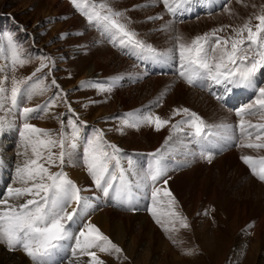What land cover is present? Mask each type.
<instances>
[{
	"label": "rangeland",
	"instance_id": "374dc122",
	"mask_svg": "<svg viewBox=\"0 0 264 264\" xmlns=\"http://www.w3.org/2000/svg\"><path fill=\"white\" fill-rule=\"evenodd\" d=\"M48 1L49 0H0V65H5L6 69L5 75L3 77L0 76V120L9 119L8 121L11 125L13 123L16 124L14 135H8V132L6 131L8 129L6 126L3 131L0 132V150L2 149V142H6V147H4L2 151L6 154L7 158L8 156L11 157L8 162L9 173L5 175V177L2 176L3 182L1 184V189H5L4 192L6 191L7 193L6 196L0 197V201L8 197V188H14L15 186L12 185L15 183V176L13 174L11 176V173L14 172L12 166L16 163L15 166L18 165L17 167H19V162L25 160V157L21 155L24 148L19 134V129L23 126L25 121H23L22 124L19 123L20 126L17 124V121L14 118L17 106L14 109V106L10 101L13 81L23 80L26 81V84L20 86L22 92L17 98V103L19 102L18 105H21L22 111L24 108L36 109L39 106L48 105L50 101L54 102L48 107L50 111L48 115H46L47 118L45 121H40L41 118L36 115L31 117L32 123L45 125V128L42 130L51 133L52 137L56 139H59V135L61 131H63L64 136L70 140L73 134V125L77 127L78 135L76 143H79L78 147L80 146V148L79 151H77L78 155L76 161L78 163L75 162L79 164L81 170L89 179H92V177L88 174L87 168L84 164V147L89 139L93 138L97 132H101L103 133V140L106 144L115 145L120 150L118 157L122 168L124 167L123 169L126 170L125 173L129 181L128 190L131 198L129 197L130 199L125 205L115 199L114 193L113 196L109 194L110 196L108 195L107 198V196L101 191V193L99 192L100 198L106 201L104 205L109 206L112 210L114 209V211L117 210L130 216L139 213L148 216L151 225L156 227L161 234H164V236H167L168 233H172L173 230V233L168 235L169 239H167L169 240L170 245L175 249L176 256L183 259L180 264H190L186 259L188 252L184 251L185 249L192 250L190 248L191 246H193L192 248L195 252H193L190 257L192 259L202 257V252L198 250V245L202 242V236L199 235L195 237L190 235L189 239L185 236L186 239L183 242L186 247L181 250L182 243L180 244L177 242L179 235L176 233L179 229H169V227H167V225H169V219L164 218L160 214V208L166 205L168 207V212L171 210L176 211L180 216L184 217L185 220L187 219L186 222L190 221L198 230H201L204 227V224L209 221L210 224L206 229L207 235L210 236L212 234L211 232H217L216 234H218L219 238L224 237V235L228 238L230 242L226 240V242L228 241V246L223 251L221 257L217 262H210L209 264H264V234H262L259 239L260 242L258 249L252 248L255 247V212H250L248 219L243 223L240 222V217H238V215L237 221L239 223L231 231L228 225V220L223 216L222 212H219L210 204V206H207L205 209H200L199 204L195 201V196H192L196 189L195 184L197 181H195V176L200 175V173L192 176L190 179L191 181L189 180L188 186L184 189L182 194V196L187 199L191 198L189 201H192L193 203L195 201L196 206L194 204L195 208L193 207L189 214L186 213L181 200L177 197L173 188H170L169 192H171L172 197L174 196L173 198L176 202L175 205L170 206L169 200L171 198H166L164 195H162V198L160 193L157 197V203L154 205L151 198V182L149 181V186L145 188L142 184L138 183L136 178H133L135 176H132L135 170L138 171L142 177L145 176L152 165V154L160 149L164 153V162L167 165V171L164 176L156 181L155 187L157 188L160 187L161 189L162 186L164 187V181L166 180L168 182L173 173L175 175H180L199 165L203 167V174L201 172L200 178H204L205 175L209 176H207L199 186H203L204 189L216 186L217 190H219L218 193L221 195V197L219 196L220 198H225V196H227V198H233L236 199L235 201H239L240 199L236 194L240 189L238 186H244L248 179L255 180L256 183L258 185L260 184L264 189V181H261L257 175H254L249 165L242 160L243 156L253 157V162L256 163L257 172H259V161L261 158H264V148H248L243 145L248 143H264V136L258 141L255 137L259 130L256 128H248L251 136L242 137L239 128L241 119L245 121L246 127L249 124L264 125V112H262L259 109V106L255 104L258 89L247 87L235 88L229 86L231 90L225 91V86L212 84L209 81H203L202 83L197 82V84L190 86L186 80L179 75L181 68L179 55L176 51L177 41L175 40L177 36H180L182 38L181 42L190 44L193 38L212 33H215V36L227 38L234 35L232 28L242 27L245 23H249L252 29L255 30V26L258 23L256 17L264 15V0H169V3L172 4L174 8H176V3L180 4V6L172 13L166 9L163 0H86L87 5L105 4L113 12L121 13V16L119 17L120 22L124 23L129 31L136 34L135 38L137 40L155 49L156 55L133 48L130 45H120L118 38L114 39L111 34L105 33L101 27H98L95 23H90L87 16L82 14L74 5L73 0H57L60 3L67 4L70 10H72V14L83 22L82 29H76L78 27L74 25H69V28L66 16L60 13L55 15L48 12ZM81 6H85L83 0H81ZM225 9H228V11H225ZM87 10L89 12L92 11L91 7H88ZM219 15H222L223 18ZM206 21L207 24H205ZM165 22L168 24L170 23L171 25L166 23L165 26ZM197 22L201 23L200 29L192 30V26ZM159 24L161 25L159 26ZM58 25H60V27L64 26L65 28H60ZM174 26L176 28H174ZM172 29L175 31L173 32ZM217 29H222V31L217 32ZM8 35H11L13 41L16 43L19 54L24 59L23 64L17 63L13 65L12 52L7 43ZM243 35L246 38L247 33L245 32ZM102 43L105 44L108 49L113 51L117 60L122 59L130 65L127 67L123 64L121 67H116L114 71L104 74L100 78H93L91 76L83 77L85 71H78L76 68L79 64L77 63L84 58L90 57L96 49L102 48L100 47L103 46L101 45ZM72 48L78 49L79 52L77 51V55L71 58L69 53H74L73 51L71 52ZM44 57H47L48 59L45 60L43 59ZM41 64H46L47 66L41 71H37V69L41 67ZM59 64L62 66H59ZM125 67L129 70L125 71ZM85 70H88V68ZM118 70H120V73ZM141 75L143 77H141ZM30 77L31 79H29ZM154 78H162V80L166 78V80H164L166 84L164 81H161L154 88L152 87L153 85L149 84V87L140 89L138 92L135 91V88L143 85L147 80ZM37 80H42L43 85L47 90L42 94L33 95L31 94V87L35 86ZM254 80L258 86H264V69H261ZM53 81H55V84H53ZM176 84H182L190 94H198L196 101L193 99L194 96L192 94L187 98L188 103L193 104L195 102L196 106L182 102L171 103V97L177 86ZM127 90L130 91L131 97L126 98L130 99L129 101L133 104L135 103V105L123 110L118 108L108 115L96 117L97 112L102 109V107L104 108V106L114 104V101L119 94L126 96L127 93L125 92ZM249 105L253 106L252 111L255 114L243 113L241 116H237V112L241 108H248ZM185 108L188 109L190 113H195L199 116L204 123L209 126L214 135L209 136L204 140H197L190 135L192 130L184 126L183 131L175 132L171 135V139H169L170 133L173 132L171 125L186 119L183 113L180 115H174V110ZM216 108H218L217 110L219 111H217ZM69 109H71V111H69ZM203 110L206 111L203 112ZM129 113L136 114L137 116H159L161 119L169 120L170 123L159 131H157L153 125L149 124H141L138 127L122 128L123 118ZM8 114H11V116ZM221 125L227 126V130L220 129L218 126ZM132 134L138 135L139 137L136 139L135 144L131 143L133 146L130 147L134 150L128 151L126 150V147L122 146V141L124 140L123 144L127 146L128 144L125 143V139ZM141 134L158 135L160 138L155 147L146 150L148 143L143 137L141 138ZM166 140L168 141L167 144H165ZM70 149L71 148H68L67 151ZM52 151L58 157L59 147L57 146L52 149ZM108 151L111 154V149H108ZM201 152H211V161L201 158ZM231 153L234 155L236 163H240L244 168V172H232L234 170L232 161L228 165L226 164V170L228 171L227 176H231L235 180L231 178V180L228 181L227 177L228 183H226L221 190L218 186V181L216 180V177L218 176L216 170L213 169V171L209 173L206 168H211L217 160ZM44 155L45 160L39 162L45 164L47 167V153L45 152ZM2 162V158H0V163ZM114 165L115 161H112L110 166L118 175V171L114 168ZM230 166L233 168H230ZM11 168L13 169V172L11 171ZM49 171L53 173L63 171L68 177L67 169L64 167V164L62 166L60 165L58 159L56 160L55 166L51 167ZM0 173L2 174L1 170ZM193 177L194 181H192ZM68 179L70 178L68 177ZM200 181L201 180H199V182ZM94 186L96 185L94 184ZM140 188L142 189L141 191ZM139 191H143V193H140ZM2 193L3 190H1L0 195ZM111 196L113 198H111L112 200L110 199ZM88 199L91 200L92 198L89 197ZM13 200L14 199L10 202L12 203ZM139 202L141 206L137 212ZM151 203L153 205H151ZM163 203L166 205H163ZM14 204L19 203L15 202ZM152 207L155 208L157 218L161 221L159 224L156 222V219L153 218L152 213L149 212V208ZM239 214H241V212ZM90 221V218L85 219L84 225L80 230L84 229L85 225H88ZM204 221L206 223H204ZM166 227L168 230H165ZM135 231H137V229H134V234L136 233ZM225 231L226 233L224 234ZM72 233L74 236L79 234L74 233L73 231ZM237 240H240L243 244L242 248L235 253L234 249ZM62 244L63 253L62 255L60 254L62 258H60L58 261L59 263L57 264H60L61 261L62 264H74L78 261L73 258L66 260L67 252H72L71 247L75 244L74 239L64 241ZM2 245V247L8 249L5 244ZM7 251L10 255L15 253H20L22 257L25 255L21 249L13 250V252L9 251V249ZM98 252H96V255L100 253L102 255H113L112 253L114 251L111 252V254L100 251ZM163 253V251L155 252V254L149 256L148 261L147 258L144 257L142 250L139 255V260H137L136 263L132 260L130 261L128 257L124 258L122 261H118L117 258L114 257V263L179 264L175 263L173 260L167 259L166 256H164L165 253ZM77 256L81 260L83 257L84 259L88 257L79 252H77L75 257ZM216 256L217 255L213 254L211 257L213 261H215L214 259H216ZM23 258H27L28 261L33 264L32 260L29 257H26V255Z\"/></svg>",
	"mask_w": 264,
	"mask_h": 264
},
{
	"label": "snow or ice",
	"instance_id": "6c2138e0",
	"mask_svg": "<svg viewBox=\"0 0 264 264\" xmlns=\"http://www.w3.org/2000/svg\"><path fill=\"white\" fill-rule=\"evenodd\" d=\"M163 2L170 13L180 6L179 3H176V8H174L169 0H163ZM73 3L82 14L87 16L90 23H95L105 33L111 34L114 39L118 38L120 45H130L133 48L156 55L155 49L137 40L136 34L129 31L127 26L120 22L121 13L113 12L105 4L87 5L86 0H83L84 7L81 6V0H73ZM88 7H91V12L87 10ZM256 19L258 23L255 30L249 23H245L242 27L232 28L234 35L227 38L215 36V33L204 34L193 38L190 44H185L181 42L182 38L177 36L176 51L179 55L181 68L179 75L190 86L197 84V82L209 81L212 84L225 86V91L231 90L229 86L258 89L255 104L264 112V86H258L254 80L261 69H264V35H262L264 34V15H259ZM216 31H222V29ZM245 32L247 33L246 38L243 35ZM7 43L12 52L13 65L23 64L24 59L20 56L18 47L11 35L7 36ZM43 59L48 58L44 57ZM46 66V64H41L37 71H41ZM23 84H26V81H13L10 94V101L13 106L16 105L18 95L22 92L20 86ZM46 90L43 81L37 80L35 86L31 87V94H42ZM53 103L50 101L44 108L47 109ZM252 108V105H249L248 108H241L237 112V116H241L243 113L255 114ZM33 111L35 110L32 108L23 109L21 115L25 122L19 129V134L25 150L27 151L30 147L34 158L25 160L23 166L16 169L17 180L23 186L8 188V197L0 201V244H5L10 251L23 250L33 264H57L55 257L57 252L63 248L62 242L74 239L75 244L71 247L74 257L79 252L90 258L88 264H103L96 252L91 251V249H99L100 252L109 254L113 251L120 253L121 249L91 224L85 225L78 235H73L70 222L73 221L78 210L87 207V199L81 197V189L68 179L63 171L56 173L49 171L51 167L55 166L57 159L61 166L64 164L65 156L68 155V148H76L77 127L73 125V134L70 140L64 136L63 131H61L59 139L53 138L51 133L27 123L29 114ZM181 113L186 119L171 125L173 132L170 133L169 139L175 132L183 131L184 126L192 130L190 135L197 140H204L214 135L209 126L195 113H190L186 108L174 110V115ZM6 123V121L0 120V132L3 131ZM169 123V120L161 119L159 116H137L129 113L123 118L122 128L149 124L159 131ZM218 127L227 130V126ZM239 128L242 137L251 136L248 128L259 130L255 137L256 140L259 141L264 136V125L249 124L246 127L245 121L241 119ZM167 143L166 140L165 144ZM57 146L59 147L58 157L52 151ZM243 146L264 148V143H248ZM108 149H111V154ZM45 152L47 153V167L39 162L45 160ZM119 152L120 150L115 145L104 142L103 133L97 132L84 147V164L94 184L105 196L114 190L115 199L124 203L127 200L129 181L120 164ZM200 155L203 159L209 161L212 159L211 152H201ZM152 157L153 161L148 173L139 177L138 183L147 188L148 182H151V198L155 205L161 191L155 187V183L166 174L167 165L164 162V153L160 149L153 153ZM242 160L249 165L254 175L264 181V158L259 161V172H257V165L253 162V157L243 156ZM112 161H115L114 168L118 171V175L110 166ZM164 183L167 184V181L165 180ZM164 196L171 198L169 200L170 206L175 205V199L172 198L171 192L167 189L164 190ZM12 199H23V202L14 204L10 202ZM73 202L76 207L68 211ZM149 212L152 213L158 224L161 223L154 207L149 208ZM167 215L173 229L176 223L182 227L188 226L185 218L176 211L171 210ZM165 230L168 228L166 227Z\"/></svg>",
	"mask_w": 264,
	"mask_h": 264
},
{
	"label": "bare ground",
	"instance_id": "6f19581e",
	"mask_svg": "<svg viewBox=\"0 0 264 264\" xmlns=\"http://www.w3.org/2000/svg\"><path fill=\"white\" fill-rule=\"evenodd\" d=\"M237 8H239V7H237ZM47 10H48L49 13H53L55 15L56 14L58 15L59 13L60 14H63L68 19V23H67L68 26L69 25H74V26H77L78 27L76 29H82L83 22L80 21L79 18H77L76 16H74L72 14V10H70V8L67 6V4L60 3L57 0H49L48 3H47ZM158 12H159V10H158ZM240 12H242V11H240ZM138 14H139V12H138ZM150 15H149V17H150ZM222 15L221 16L219 15V16L221 18H223ZM134 19H136V18H134ZM211 21H213V20H211ZM166 23L167 22H165V26H166ZM205 24H207V21H206ZM160 25L161 24H159V26ZM58 26L60 27V25H58ZM169 27H167V28H169ZM200 27H201V23L200 22H197V23H195L194 26H192V30L200 29ZM60 28H65V27L64 26H61ZM69 28H70V26H69ZM174 28H176V27L174 26ZM174 31L175 30H173V32ZM65 32H66V29H65ZM173 34H172V36H173ZM176 36H174V37H176ZM175 40H176V38H175ZM148 41H150V40H148ZM101 45H103V46H100L102 48L96 49L95 52L92 53L90 57L84 58V59L80 60L79 63H77V64H79V66H77L76 69L78 71H80V72L85 71L84 74H83V77H89V76H91L93 78H100V77H102V75L108 74V73H111L112 71H114L116 69V67H121L123 64H125L127 67H128V65H130V64L124 62L122 59L117 60L115 54L113 53V51H111L110 49H108L105 44L102 43ZM72 51L74 52L73 54H70L68 52L69 55L71 56V58L73 56L77 55L76 53H77L78 49H76V48L73 49L72 48L71 49V52ZM59 66H62V65L59 64ZM86 68H88V70H85ZM120 70H118L119 73H120ZM128 70L126 68L125 71H128ZM5 73H6L5 65H2L1 64L0 65V76L3 77L5 75ZM106 76H108V75H106ZM141 77H143V76L141 75ZM164 80H166V78H164ZM164 80H162V78L149 79L143 85L138 86L137 88H135V91L138 92V91H140V89L149 87V84L153 85L152 87L154 88L161 81L163 82ZM168 80H169V78H168ZM164 83H165V81H164ZM176 85L177 86H176V88L174 90V93H173V95L171 97V103L182 102V103H185V104H188V105L196 106L195 105V102L193 104H190V103H188V100H187V98L192 93L190 94V92L187 89H185L182 86V84L181 85L180 84H176ZM161 86H162V84H161ZM238 88H240V87H238ZM172 89H173V87H172ZM125 93H127L126 96L119 94L116 97V100L114 101L115 102L114 104H111V105H108V106H104V108L102 107V109H100L97 112L96 117H101V116L103 117L104 115H108L113 110H116L118 108L121 109V110H123V109H127V108L135 105V103L133 104L132 102L129 101L130 99H127V98H130L131 97L130 91L127 90ZM192 95L194 96L193 99L196 101V99L198 98V94L193 93ZM204 101H206V100H204ZM207 101H208V99H207ZM209 103H210V100H209ZM209 103H208V106H209ZM44 106L45 105H42V106H39L36 109H34L35 111H33L32 113L29 114V117L27 119V121H28L27 123L33 125L36 128H39V129L45 128V125H39L37 123L35 124V123H32L31 122V117L32 116H36V115H37V117L39 116V118H41L40 121L43 122V121L46 120V118H47L46 115H48L50 109L49 108L45 109ZM203 107H205V106H203ZM20 108H21V105L20 106L18 105L17 108H16L15 116H14V118L16 119L18 125H19V123L22 124L23 121H25V119L21 115L22 108L21 109ZM218 108H216V110ZM216 110H215V112H216ZM204 111H206V110H203V112ZM217 111H219V110H217ZM200 112H202V111H200ZM218 113H216V114H218ZM224 113H225V111H224ZM214 116H215V114H214ZM219 117H221V116H219ZM226 117H228V116H226ZM212 119H213V117H212ZM8 120H6V119L4 120V121L7 122L6 123V128L8 130H6V131L8 132V135L10 134L12 136V135L15 134L14 132L16 131V129H15L16 128V124H14L12 122L13 124L11 125ZM140 136H141V138L143 137L147 141V143H148V145L146 147V150L147 149L150 150L153 147H155V145L157 144V141L160 138V136L153 135V134H150V135L141 134ZM138 137H139L138 135H134V134H132L130 137H126L125 143L128 144V145L127 146L124 145L123 144L124 140H123L122 141V146L126 147V150H128V151L129 150H134L130 146H133V144H135L136 139ZM131 143H133V144H131ZM78 144L79 143H76V148H74V149L71 148L70 150H68V155L65 156L64 167L67 169V175L70 178V180L73 181L77 185V187L81 189V192H80L81 197L87 199V207H84L81 210H78L77 215L74 217L73 221L70 222L71 223V231H73L74 233H79L78 231H80V228L84 225L85 219L90 218L91 221H90L89 224L94 225L96 228H98L99 231L104 236H106L110 240H112L113 241L112 243H114L117 247H119L121 249V252L120 253L113 252L112 253L113 255H105L104 253H103L104 255H102L101 253L98 254L97 257L103 262V264H115L114 263V257H116L118 261H122L124 258H127L128 257L130 261L132 260L133 262L136 263L137 260H139V257H140L139 255L142 252V250H143L144 257H146L148 261H149L148 258H149L150 255L152 256L157 251L158 252L159 251H163L165 253L164 256H166L167 259L173 260L175 263H179V264L182 263L183 259H180V258H178L176 256L175 249L173 248V246L170 245L169 240H168L169 239L168 235L172 234L173 233V230H172V233H168L167 236H164V234L163 233L161 234L157 230L156 227H154L153 225H151V223L149 222L148 216L142 215L141 213L136 214L134 216H130V215H127V214H125L123 212H119L117 210L114 211V209L112 210V208H110L109 206L104 205L106 201H104V203H103V199L100 198V193H101L100 189H98L96 186H94L93 179H89L88 176H85V174L81 170L79 164H77L78 163L76 161L77 155H78L77 154L78 153L77 151H79V148H80V146L78 147ZM5 145H6V142H2V144H1L2 149H4V147H6ZM139 147H140V145H139ZM227 147H228V145H227ZM23 148H24V151H22L23 153L21 152L22 153L21 155H23L25 157L24 158L25 160H27L29 158H34V157H32L31 148L30 147L27 149V151L25 150V147L24 146H23ZM2 149L0 150V156H1L0 158H2V161H3L2 163H0V170L2 171V174L0 173V190H3V193L0 195V197L1 196H6V193H7L6 191L4 192L5 189H1L2 188L1 184L3 182L2 176L5 177V175H7L9 173V170H8L9 169L8 162H9V159L11 158L9 156L7 158L6 157V154L2 151ZM239 151H241V150H239ZM9 155H11V154H9ZM217 155H215V156H217ZM198 157H199V155H198ZM17 159L19 160L18 157H17ZM234 159H235L234 158V155L231 153V154L226 155L223 158H220L219 160H217V162L214 165H212L211 168H206L209 171V173H211L213 171V169L216 170L217 175H218L216 177L217 178L216 180L218 181V186H219V188L221 190H222V188H224L225 184L228 183V181H230L231 178H233L231 176H229V177L227 176L228 175L227 174L228 171L226 170L227 165L229 163H231V161H232V163L234 165V168L232 167L233 165L230 166V168L232 167L234 169V170L232 169L233 170L232 172H237V171L238 172H244V168L240 165V163H238V162L236 163V161ZM25 160L20 161V162L18 161L19 162V167L23 166ZM15 164H14V166H12L13 169H14V172H13V169L11 168V171L13 172V173H11V176H12V174L15 176V180H14L15 183L12 184V185H15L14 188L15 187H22L23 185L17 180L16 169L18 168L17 167L18 165L15 166ZM202 169H203V167L198 165L196 168H194V169H192V170H190V171H188L186 173L183 172L180 175H175L174 173H173L174 175L173 174L172 175L170 174L171 175V178L169 177L170 179L167 182V184H165L164 187L162 186L163 188L161 187V189L159 187V189L161 190L160 191V196L162 197V195H164V190L165 189H167V191H169L170 188H173L175 190V192H176L177 197H179V199L181 200V202L183 204V207L185 208V211H186L187 214H189V212L193 209L194 204H195V201H197L196 203L199 204V206H200L199 208L200 209H202V208L205 209L207 206L213 205L214 208L216 210H218L219 212H222L223 216L228 220V223H229L228 225H229L231 231L239 223L237 221V216L238 215H239L238 217H240V222L243 223L244 221H246L248 219V215H250L249 214L250 212H253V213L255 212L254 213V216H255L254 217V220H255V222H254L255 223V247H252V248L258 249V245H259V242H260L259 239L262 236V234H264V199H263L264 198L263 197L264 196V189L261 187L260 184L258 185L255 180L248 179L246 177L248 179V181L247 180H244V181H247L246 184L245 183H244L245 185L242 184V185H244L242 187L241 186L240 187L238 186V188H240V189L237 191L236 194L238 195V198L240 199L239 201H235L236 199H233V198H227V196H225L226 199L225 198H220L221 195L218 193L219 190H217V187L216 186H212L209 189H204L203 186H199L207 178V176H208V175L207 176L205 175L204 178H200L201 177L200 176L201 175V172L203 171ZM198 173H200V175L195 176V178H196L195 181H197L196 184H195L196 185V189H195V191H194V193H193L192 196H195L196 199H195V201L193 203L192 201H189V200H191V198L190 199L189 198L187 199L184 196H182V194H183L184 189L188 186V182L192 178V176L193 175H196ZM202 174H203V172H202ZM243 174H245V173H243ZM132 176H135L133 178H136L137 180H138L139 177H142V175L138 171H136V170H135V172L133 173ZM168 176H169V174H168ZM227 177H228V181H227ZM242 179H243V177H242ZM199 180H201V181L199 182ZM233 180H235V179L233 178ZM192 181H194V177H193V180ZM117 184H119V181H117ZM216 184H217V182H216ZM11 188H13V187H11ZM141 190L142 189L140 188V191ZM113 193L115 194V191L114 190L112 192H110V195L113 196ZM140 193H143V191L140 192ZM131 195H133V194H131ZM112 196L110 197V199L112 198ZM89 197H91L92 199L89 200L88 199ZM129 197H130V193H129V190H127V200H126V202L123 203V205H125L128 202V200L131 198V197L130 198ZM107 198H108V196H107ZM222 199H224V200H222ZM105 200H106V197H105ZM15 202L22 203L23 202V199H20V200L14 199L12 201V203H15ZM132 202H135V201H132ZM119 205H120V203H119ZM151 205H153V204L151 203ZM163 205H166V204L163 203ZM140 206L141 205H140V202H139V206H138L137 212L139 211V207ZM195 206H196V204H195ZM75 207H76V205L73 202L69 206L68 211H71L72 208H75ZM219 208H220V210H219ZM239 211L241 212V214H239L240 213ZM181 212H182V210H181ZM167 213H168V207H167V205L166 206H163L162 208H160V214L164 218L170 219L169 216L167 215ZM186 221H187V219H186ZM186 223L188 225L187 227H182L181 225L176 224L175 225V228H174L175 230L177 228L179 229V230L176 231V233L179 235L178 236V239H177L178 240L177 242H179L180 244L182 243L181 244V248H180L181 250L186 247V246H184L185 243L183 242V241H185L186 237H188V239H189L190 235L191 236L193 235L195 237H197L199 235L202 236V239H201L202 242L198 245L199 246L198 247L199 248L198 250H200L202 252V257H198V259L197 258H193L192 259L190 257V255L193 252H195V250L192 248L193 246H191L190 248L192 250H190V249L189 250L188 249L187 250L185 249V251L183 250L184 252H188L187 253L188 255L186 257L187 261L190 264H209L210 262L211 263L212 262H217L218 259L221 257V255H222L223 251L225 250V248L228 246L227 245V242L229 241L228 238H226L225 235H224V237H220L219 238L218 234H216L217 232L216 233L215 232H211L212 234L210 236L207 235L206 234V229H207V226H209V224H210L209 221L207 223L204 221V223H206V224H204V227L201 230L196 229V227H194L191 224L190 221H188ZM167 227H169V229H173V226L170 223H169V225H167ZM134 229H137V231H135L137 234L136 233L134 234ZM225 233H226V231L224 232V234ZM226 240H228V241L226 242ZM170 242H172V241H170ZM242 244L243 243H241L240 240H237L236 245H235V249H234L235 250V253L237 251H239L240 248H242ZM2 246L3 245L1 244L0 245V264H31L28 261L27 258H26L27 260L25 258H23L25 255L23 257H22V255L20 253H15V254L10 255L9 253H7L8 252L7 251L8 249H6V247H2ZM68 249H69V247H68ZM11 251L13 252V250H11ZM91 251L98 252L99 249H91ZM183 251H182V253H183ZM196 251H197V249H196ZM58 252L60 254V250ZM64 252H66V251H64ZM179 252H181V251H179ZM62 253H63V250H62ZM213 254L217 255L216 256V259H214L215 261H213L212 258H211L213 256ZM66 255H67L66 260H68L70 258L71 259L73 258L75 260H78L74 264H88V261L90 259L89 257H86V259H84V257H83L82 260H81L78 256L77 257H74L72 255V252H70V251L67 252ZM234 256H237V255H234ZM26 257H28V256H26ZM55 259H56L57 263H59L58 262L59 261L58 260L59 259V255H56ZM63 259H64V257H63Z\"/></svg>",
	"mask_w": 264,
	"mask_h": 264
}]
</instances>
